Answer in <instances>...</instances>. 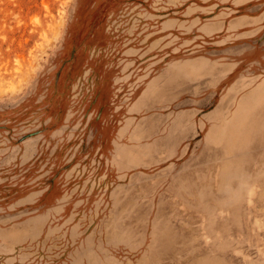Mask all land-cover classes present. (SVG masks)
I'll list each match as a JSON object with an SVG mask.
<instances>
[{
    "label": "rangeland",
    "instance_id": "374dc122",
    "mask_svg": "<svg viewBox=\"0 0 264 264\" xmlns=\"http://www.w3.org/2000/svg\"><path fill=\"white\" fill-rule=\"evenodd\" d=\"M0 264H264V0H0Z\"/></svg>",
    "mask_w": 264,
    "mask_h": 264
}]
</instances>
